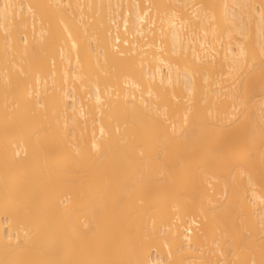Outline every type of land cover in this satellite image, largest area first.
<instances>
[{
  "label": "bare ground",
  "instance_id": "1",
  "mask_svg": "<svg viewBox=\"0 0 264 264\" xmlns=\"http://www.w3.org/2000/svg\"><path fill=\"white\" fill-rule=\"evenodd\" d=\"M0 264H264V0H0Z\"/></svg>",
  "mask_w": 264,
  "mask_h": 264
},
{
  "label": "rangeland",
  "instance_id": "2",
  "mask_svg": "<svg viewBox=\"0 0 264 264\" xmlns=\"http://www.w3.org/2000/svg\"><path fill=\"white\" fill-rule=\"evenodd\" d=\"M33 30L31 29L30 31H29V33H27V36H28V38H31L32 36H33ZM187 218L188 217H186L185 218V227L187 226V224H186V220H187ZM195 218L197 219L198 217L195 215ZM197 223H199V220L197 221ZM197 228H199V227H197Z\"/></svg>",
  "mask_w": 264,
  "mask_h": 264
},
{
  "label": "built area",
  "instance_id": "3",
  "mask_svg": "<svg viewBox=\"0 0 264 264\" xmlns=\"http://www.w3.org/2000/svg\"><path fill=\"white\" fill-rule=\"evenodd\" d=\"M113 26V25H112ZM113 28H114V26H113ZM117 35H118V32L117 31H115V29L112 31V37L113 38H116L117 37ZM119 43H117V45H118ZM121 44V43H120Z\"/></svg>",
  "mask_w": 264,
  "mask_h": 264
}]
</instances>
